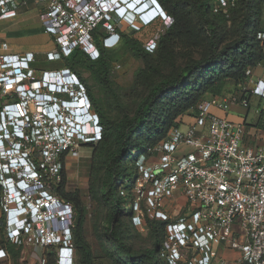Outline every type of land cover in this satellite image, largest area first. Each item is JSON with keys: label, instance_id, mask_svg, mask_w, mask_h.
<instances>
[{"label": "built area", "instance_id": "built-area-1", "mask_svg": "<svg viewBox=\"0 0 264 264\" xmlns=\"http://www.w3.org/2000/svg\"><path fill=\"white\" fill-rule=\"evenodd\" d=\"M31 4L41 9L43 28L56 44L46 53L47 61L61 60L79 46L92 58L98 57L92 30L104 19L110 26L109 11L96 9L92 0H0V20L16 17ZM259 37L264 38V33ZM35 62L34 51L0 49L1 177L18 171L8 162L27 161L36 169L30 153L33 143L43 158L55 159L58 151L70 152L76 142L102 138L100 116L77 74L69 67L40 69ZM251 70L236 92L203 99L195 114L188 115L190 122L172 127L151 150L152 165H146L147 158L140 164L143 179L151 182L153 201L177 192L185 199V214L170 224L174 242L168 264H264V129L227 116L234 106L250 107L255 95L264 101V74L255 78ZM88 98L95 123L92 130L93 121L81 109ZM0 190L7 194L5 210L11 215L16 205L7 186ZM48 192L51 196L40 197L36 204L38 218L26 221L24 231L14 227L9 217L6 237L20 245L34 223L42 231L34 240L45 246L63 243L57 264H75L72 233L62 227L69 210L58 215L50 210L54 204L71 205ZM8 256L0 246V261Z\"/></svg>", "mask_w": 264, "mask_h": 264}, {"label": "rangeland", "instance_id": "rangeland-1", "mask_svg": "<svg viewBox=\"0 0 264 264\" xmlns=\"http://www.w3.org/2000/svg\"><path fill=\"white\" fill-rule=\"evenodd\" d=\"M173 1L179 7V12L188 17V26L193 28L192 32L178 36L173 41L171 40L168 46L164 45L158 48L160 33L166 31L171 25L176 24L175 17L171 15L170 22L157 18L146 25H143L141 22L130 24L132 15L131 17L120 19L118 14L112 11L108 19L110 26L105 25L104 28L100 29L109 32V36L104 37L102 42V46L109 52L111 62V71L107 80L102 82L97 81L91 71L85 66L77 68L78 72L81 73L90 85L99 107L106 112L112 121H118L125 113L133 115L138 103L147 94L154 82H158L166 75L179 71L191 59L200 58L205 51L207 40L205 34L199 29L200 22L193 9L189 4L181 0ZM231 1L211 0L209 2L210 17L213 21L212 27L217 29L218 35L224 41L235 39L240 35L239 23L242 10L240 5L236 3V0ZM162 6L168 12L163 4ZM38 10L37 13L31 11L26 14L22 21L26 31L30 29L35 31L33 33H26L27 36L29 34H36L32 38H25V44L51 43L54 39L52 34H45L40 19L41 9L39 8ZM219 11H223L224 15H221ZM224 16L226 18H223ZM13 24H15L13 20H0V42L2 45L14 42V40L18 41V39H15L16 36L14 37V34L10 33L11 28L14 27ZM114 26H118L126 33H131L142 43L146 50L153 53L151 60L153 65H155L156 71L149 78L145 77L143 72L141 73L143 69H149L145 61L142 58H137L127 48L118 33L112 34ZM63 64L62 60L47 61L45 55H37V67L40 69L61 68L60 66ZM235 90V85H228V88L226 87L223 93L227 95L234 93ZM213 97L215 96L207 93L204 99ZM254 103L256 104V99H254ZM263 107L264 103L260 109ZM187 119H191V117L186 115L184 120ZM99 148V140L91 139L76 142L72 146L64 162V172L66 175L65 189L68 193L78 195L77 197L86 212L87 218L84 226V235L93 253L92 264H127L126 257L121 250L112 246L113 241L108 231L110 206L101 195L105 162L103 159L99 160L95 156ZM110 150L111 148L108 146L103 155L106 156ZM30 153L35 156L40 154V147L36 146L32 148ZM38 156L39 159L43 158V155ZM131 156V160L127 162V166L129 170L137 169V173L127 170V172H130V179L133 181L130 182L124 179L117 188V193L122 201L114 228L121 231L125 237V241L131 246L132 250L136 254L141 255L139 260L132 261V264H146L144 251L155 247L158 239L160 240L159 255L163 260H167V254L170 252L169 247L174 242L170 232V224L185 214L183 211L185 199L177 192L175 196L165 195L153 201L150 197L151 182L143 179L140 164L143 159L147 158L146 165L150 166L155 157L138 154ZM47 157L48 160H54V157ZM49 166L53 177L51 182L53 181L52 185H54V188H48L55 193L56 186L60 182V166L52 163ZM33 185L36 188H41L40 182H35ZM56 196L60 200H63L58 194ZM40 197L41 192H35L32 195L34 203H36L35 199ZM6 198L7 194L1 191L0 213L3 214V218L2 220L0 218V242L3 238H6V218L11 217L12 214L16 213L18 215L19 213L17 210H14L11 215L7 214L5 210ZM66 202L73 206L71 202ZM50 210L54 211L55 215H58L56 211L57 205L54 204ZM73 213L75 216L72 219V223L75 224L76 211L74 207ZM161 213L166 214L169 221L164 230L161 223L167 219L164 218L166 217L164 215L160 217ZM24 216H26V213L21 217L23 218ZM52 219H54L52 223L57 224L55 218ZM27 230L28 234L26 233L23 239V248L18 260L19 264H45L44 259L49 252L53 254V260L56 264L58 252L61 250L60 246L63 243L45 246L38 239L34 240V236L37 235L38 237L40 232H42L41 229L36 228V224L34 223ZM72 244L75 253V264H81V255L73 241ZM18 249L19 245L16 244L15 250L17 251ZM226 255L232 256V253L226 252ZM2 264H9V262H3Z\"/></svg>", "mask_w": 264, "mask_h": 264}, {"label": "trees", "instance_id": "trees-1", "mask_svg": "<svg viewBox=\"0 0 264 264\" xmlns=\"http://www.w3.org/2000/svg\"><path fill=\"white\" fill-rule=\"evenodd\" d=\"M159 1L168 10L166 12L176 19V24L160 33L158 48H161L164 45H170L171 40L173 41L178 36L192 32L193 28L188 26V17L179 12V7L173 0ZM181 1L189 4L193 9L200 22L199 29L205 34L207 47L200 58L191 59L179 71L154 82L147 94L138 103L133 115L125 113L118 121H112L106 112L99 107L90 85L77 69L85 66L97 81L107 80L111 71V62L109 52L102 46V42L104 37L109 36V32L100 30L105 26V19L92 30L94 41L99 50L97 58H92L90 53L79 46L69 56L61 59L64 64L60 67L71 68L86 87L88 96L103 125L102 138L99 140L100 148L95 155L97 159H103L105 162L101 195L110 206L108 231L113 241L112 246L121 250L126 257L127 264L139 260L141 255L132 250L121 231L114 228V223L122 201L117 193V188L124 179L130 182L133 181L130 179L131 171L137 173V169L129 170L127 166V162L131 160V155H150L151 150L167 135L172 127L180 126L186 115L195 114L197 105L207 93L215 97L226 95L223 92L226 87L228 88V85H235L236 90L234 92H236L245 82L247 70L250 67L264 64V38L259 37L260 33H264V0H236L242 10L239 23L240 35L229 41H224L218 35L217 29L212 27L213 21L209 10L211 0ZM229 2L232 1L229 0ZM219 13L224 15L223 11H219ZM114 27L127 48L137 58H142L145 61L149 69H143L141 73L143 72V75L149 78L156 71L151 60L153 53L146 50L142 43L131 33L122 31L118 26ZM34 65L37 66V62ZM230 81H232L231 84ZM252 126L264 129V109L261 111L257 123ZM108 146L111 150L104 156L103 154ZM34 147L36 146L33 143L32 148ZM68 152V149L58 151L53 161L45 158L39 159L38 155H41V153L36 156L33 155L32 160L40 174L41 187L54 195L58 194L64 201L71 202L75 208L76 222L71 227L73 243L81 255L80 263L92 264L93 253L84 235L86 212L77 197L78 195L68 193L65 189L64 162ZM51 163L60 166V182L56 186L55 193L48 188H54L49 166ZM45 168H47V171ZM127 170L130 172L128 171V173ZM168 222L167 219L161 223L163 230ZM159 241L158 239L155 247L144 251L146 264H168L167 260H163L159 255ZM0 245L8 248L13 256L14 263L17 264L23 248L22 244L19 245V249L16 251V244L6 237L2 239ZM45 264H55L51 252L45 256Z\"/></svg>", "mask_w": 264, "mask_h": 264}, {"label": "clouds", "instance_id": "clouds-1", "mask_svg": "<svg viewBox=\"0 0 264 264\" xmlns=\"http://www.w3.org/2000/svg\"><path fill=\"white\" fill-rule=\"evenodd\" d=\"M114 12V8L110 7L109 8V12ZM115 13V12H114ZM139 19V17H138ZM98 49V48H97ZM82 109V112L85 114L86 118H88L89 120L93 121V125L90 128L95 129L94 126V116H93V110L91 108V104H90V99L88 98L87 102H85V105ZM25 162L26 161H19L17 163H9L10 167H14L17 168L18 171L17 172H13V171H9L6 173L5 176L1 177V181H0V187L4 188L7 186L8 188V193L10 194L11 198L13 199V203H15V199L17 200V204H15L16 210H18L20 212V214H25L26 216H24V218L22 220H18L19 222H15L17 224L16 227L19 231H24L25 226H26V221L31 220L33 222H35L36 218H38L39 214L37 211V206L36 203H34L33 199H32V195L39 191L42 192L44 191L43 187L41 188H36L34 187L33 183L35 182H39L40 176L34 177V178H30L25 170ZM36 170V169H35ZM36 172L39 174V172L36 170ZM47 191V190H45ZM41 197H42V193H41ZM37 199V198H36ZM35 199V202H36ZM68 212V220L65 222L64 225H62L63 229H67L72 233V218H73V206H70L69 208L66 207V205L64 203H60L57 206V213L58 212ZM71 210V211H70ZM21 214V215H22ZM72 238H73V233H72Z\"/></svg>", "mask_w": 264, "mask_h": 264}, {"label": "crops", "instance_id": "crops-1", "mask_svg": "<svg viewBox=\"0 0 264 264\" xmlns=\"http://www.w3.org/2000/svg\"><path fill=\"white\" fill-rule=\"evenodd\" d=\"M31 11H35L34 13H37L39 10H38V7H36L34 4H31L29 7L22 8L16 17L9 18V19H3V20H13V23H15V24H13L14 27L11 28L10 33H13L14 37L16 36L15 39H18V41L14 40V42H10V43H6L5 45H1L0 49L3 51L13 52V53H25L27 51H34L37 53V55H39V54L43 55V56L45 55V59H46V53L48 51H52L56 48V44H55L54 40H52L51 43L42 42V43L25 44V38L29 39V38H32L34 35H36V34H33V35L29 34L27 36L26 33H33L35 31H32V29L26 31L25 27H24V23L22 22L24 20V16ZM19 20H21V21H19ZM33 28H37V27H33ZM44 32H45V30H44ZM45 34H47V32H45ZM251 71H252V74L255 78L261 77L264 74V68L262 66L252 67ZM254 99H256V104L254 103ZM263 103H264V101H261L259 95H255V96H253V98L251 100L250 107L246 108V107H243L240 105L234 106L229 111L227 116L233 121H236V122L247 121V123L254 125L257 123L258 117L261 113V112L259 113L258 110L262 106ZM219 113L224 114L223 112H219ZM185 121L190 122L191 119H187ZM18 260H19V258H18ZM7 261L9 262V264L10 263L15 264L13 256L11 255L10 251H9V257L7 259L1 260L0 264H2L3 262H7ZM44 261H45V259H44ZM17 264H19V261Z\"/></svg>", "mask_w": 264, "mask_h": 264}, {"label": "bare ground", "instance_id": "bare-ground-1", "mask_svg": "<svg viewBox=\"0 0 264 264\" xmlns=\"http://www.w3.org/2000/svg\"><path fill=\"white\" fill-rule=\"evenodd\" d=\"M121 12H122V10H121ZM156 14V13H155ZM153 15H154V12L153 13H147L146 15H145V18L148 20V19H150V18H152L153 17ZM15 203H13V204H17V200L15 199ZM16 207L17 206H15V209H16ZM18 211V210H17ZM19 212V211H18ZM22 214V213H21ZM20 214V212L18 213V215H19V217H18V215H16V213L15 214H12L11 215V217H10V219H11V221L13 222V224H14V226H17V224L15 223L16 221H18V220H20L21 219V216H23V214L21 215Z\"/></svg>", "mask_w": 264, "mask_h": 264}, {"label": "flooded vegetation", "instance_id": "flooded-vegetation-1", "mask_svg": "<svg viewBox=\"0 0 264 264\" xmlns=\"http://www.w3.org/2000/svg\"><path fill=\"white\" fill-rule=\"evenodd\" d=\"M0 181H1V178H0ZM1 191H2V190H0V192H1ZM0 218H1V220H2V218H3V214H2V213H0ZM8 219H9V218H6L7 227H6V231H5V232H7L8 229H9ZM2 247H4V248L7 250L8 254H9L8 248L5 247V246H2ZM8 257H9V256H8ZM8 257H7V258H8ZM7 258H6V259H7Z\"/></svg>", "mask_w": 264, "mask_h": 264}]
</instances>
